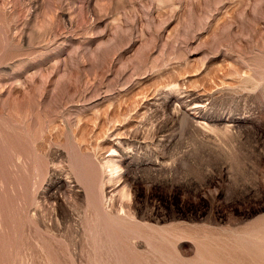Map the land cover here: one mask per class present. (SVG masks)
<instances>
[{
  "label": "rangeland",
  "instance_id": "374dc122",
  "mask_svg": "<svg viewBox=\"0 0 264 264\" xmlns=\"http://www.w3.org/2000/svg\"><path fill=\"white\" fill-rule=\"evenodd\" d=\"M0 264H264V0H0Z\"/></svg>",
  "mask_w": 264,
  "mask_h": 264
}]
</instances>
